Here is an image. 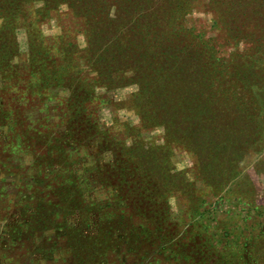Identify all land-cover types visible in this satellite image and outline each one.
<instances>
[{
  "label": "rangeland",
  "instance_id": "1",
  "mask_svg": "<svg viewBox=\"0 0 264 264\" xmlns=\"http://www.w3.org/2000/svg\"><path fill=\"white\" fill-rule=\"evenodd\" d=\"M0 264H264V0H0Z\"/></svg>",
  "mask_w": 264,
  "mask_h": 264
}]
</instances>
